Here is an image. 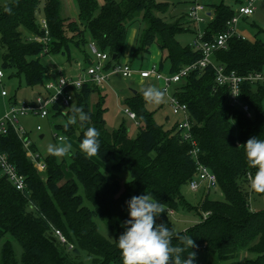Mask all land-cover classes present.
<instances>
[{
	"label": "trees",
	"instance_id": "1",
	"mask_svg": "<svg viewBox=\"0 0 264 264\" xmlns=\"http://www.w3.org/2000/svg\"><path fill=\"white\" fill-rule=\"evenodd\" d=\"M40 1H11L0 10L3 66L14 70L28 87L43 86L44 78L49 77L41 63L44 56L61 54L69 62L74 51L84 64H91L86 35L98 50L110 54L106 70L121 63L127 32L139 20L143 26L133 58L148 54L155 45L161 53L158 70L166 69L167 75L201 58L190 44L181 46L175 39L178 34H195L189 21L185 22L187 10L168 20V13L176 5L186 9L195 0H176V4L167 0H103L102 5L96 0H74L78 21L63 15L62 0H46L43 12L50 40L46 54L41 44L30 39L43 35L37 22ZM234 15L235 10L222 2L213 5V18L204 29L203 40L210 41L224 32ZM212 61L223 66L225 73L241 77L264 72V43L232 36L225 49L213 53ZM180 83L173 96L187 107L198 160L215 175L223 199L213 200L210 191L205 190L196 205L187 201L182 189L196 169L189 155L190 144L180 141L176 123L169 130L156 124L142 90L122 99L123 106L135 114L138 126L136 136L130 137L123 121L117 129L107 127L104 97L95 86L86 84L75 94L73 105L91 119L83 126L77 122L65 130L64 123L57 129L67 137L75 134L78 145L87 127L98 129L97 161L78 150L69 156L67 164L54 156L47 157L45 171L39 172L12 128L0 136V150L27 185L21 193L0 176V264L16 263L12 241L22 249V264H83L79 260L81 251L92 256L91 264H123L116 240L130 218L127 202L132 196L149 193L166 207L156 217L157 224L172 229L169 212L177 213L181 208L200 216L198 223L177 232L195 242L182 258L191 251H208L216 257V264H264V209L254 211L249 205V195L256 192L251 190L248 178L256 170L248 166L243 147L249 138L264 140V85L241 84V98L252 113L246 118L230 105L229 90L215 86L211 66L190 71ZM58 116L59 111L52 114ZM71 116L69 109L63 117ZM102 164L109 165L113 175L128 172L130 180L121 185L108 179ZM94 217L102 220L114 238L112 242L99 234ZM55 230L73 246L71 250L59 242ZM173 244L178 241L174 239Z\"/></svg>",
	"mask_w": 264,
	"mask_h": 264
},
{
	"label": "rangeland",
	"instance_id": "2",
	"mask_svg": "<svg viewBox=\"0 0 264 264\" xmlns=\"http://www.w3.org/2000/svg\"><path fill=\"white\" fill-rule=\"evenodd\" d=\"M11 1L17 0H0V10L3 9L8 3ZM170 4H176V0H167ZM245 0H200V3L205 6V12H211L213 14V5L224 3L229 6L232 10H236L239 6V3H243ZM46 0H41L37 13V22L39 20L44 19V4ZM63 3V15L66 16L67 11V2L66 0H62ZM66 8V9H65ZM188 7H181L176 5L174 9H172L168 13L169 21L174 20L183 14L184 10L186 11ZM75 11L76 7H75ZM210 20L207 18L206 23ZM185 22L188 20L185 18ZM188 24V23H187ZM189 25V24H188ZM142 24L140 20L132 25L128 32L125 42V47L123 53H127L126 59L122 57L120 62L129 63L134 69H148L152 68L154 65L158 68L159 63L161 61L160 57L155 58L157 52H159L158 48L155 45H152L149 48L148 54L143 55L142 57L134 56V51L136 47V41L140 30L142 29ZM187 27V26H186ZM237 34L243 37L245 40L249 42L260 41L264 43V0H256L255 2V11L252 16L248 18H240L238 24L236 25ZM194 38V34L192 32H186L182 34H178L175 39L181 46H188L191 44ZM85 39L89 44H91V40L89 36H85ZM87 46V48H88ZM161 54V53H160ZM71 57L73 60L82 61L79 59V55L76 52L71 53ZM72 60V61H73ZM76 62V63H77ZM42 65L48 70L54 71L57 73L58 68L63 69V73L67 72V58L64 55H47L41 58ZM75 63V62H73ZM76 63L74 66H76ZM82 65L85 66L82 61ZM0 72L3 74V78L0 82V118L5 114L7 107L10 102L16 103L17 105H22L25 103L32 102L39 94L42 93L43 86H38L35 88L28 87L23 80V78H19L15 75L14 70L7 69L3 66V49L0 47ZM166 74V69L162 72ZM63 74V75H64ZM46 77L44 78V82L46 81ZM118 80V81H116ZM43 82V84H44ZM158 82L154 79H148L140 81L136 79V77H132L130 79H121L119 76L110 77L107 82H105L102 86L101 95L104 97L103 107L105 108L104 120L109 129H117L120 123L123 121L126 128L128 129L129 136L135 137L138 131V126L135 121L129 120L124 114V106L122 104V93L126 92H138L143 88L148 86H156L158 87ZM180 84H173L171 88L165 93L164 101L160 104H151L147 103V109L150 112H153V118L156 124L162 126L165 130H169L175 126L180 120L179 115H174L169 106V97L173 95L175 88L180 86ZM162 87V86H161ZM159 88V87H158ZM5 92L6 96H2L1 93ZM95 98V96H93ZM94 100V99H92ZM91 100V103H92ZM69 110H64L63 113L67 114ZM64 115L58 117L49 116L46 119H41L38 116L28 115L25 117H20L18 119V124L21 126L27 133L29 137L30 143L33 147V153L38 154L40 159L44 161L47 157L52 156L47 152L48 144H57L58 137L65 136L59 129H57L58 125H62L68 121V118L63 117ZM40 127V130L37 131L36 127ZM234 133H237L236 128H234ZM42 136V138H40ZM57 136V138L55 137ZM67 137V136H66ZM68 142H70L73 146V153L79 150V145L76 142V135H72L71 137H67ZM27 156V155H26ZM70 156V155H69ZM69 156H65L63 158L55 157L57 160L64 162L67 164L69 162ZM93 160L97 161L93 156L91 157ZM101 170L105 173L106 177L110 180H117L121 185H124L126 182L130 180V176L128 172H121L117 175H113L110 172L109 165H101ZM205 190H200L198 192H190L189 189L184 187L182 189V194L186 197L187 201L192 205H196L200 200L202 194ZM80 193L82 194V190L80 189ZM210 198L213 200H222L223 197L219 191L211 190L209 194ZM133 197V196H132ZM131 197V198H132ZM249 205L251 210L258 211L264 209V195H259L258 193H251L249 195ZM88 205L87 203H85ZM89 206V205H88ZM127 213L129 214V208H127ZM170 213V212H169ZM169 222L171 224L172 229L175 232L185 231L191 226L195 225L200 221V216L196 213H193L192 210L181 208L179 212L172 213L169 215ZM94 222L97 226V230L100 235L104 238L112 242L114 240L112 234L108 231V229L103 224L102 220L99 217H94ZM2 246V240L0 241V250ZM12 246L14 249L15 255V264H22V249L20 245L12 241ZM79 260L83 264H91L92 256L88 255L86 252L81 251L79 253ZM216 257L208 251H198L195 254L194 264H216Z\"/></svg>",
	"mask_w": 264,
	"mask_h": 264
},
{
	"label": "built area",
	"instance_id": "3",
	"mask_svg": "<svg viewBox=\"0 0 264 264\" xmlns=\"http://www.w3.org/2000/svg\"><path fill=\"white\" fill-rule=\"evenodd\" d=\"M256 0H245L235 10V15L226 23V30L210 41L203 40L204 30L199 27L204 25L209 16L205 12V6L200 0H195L187 9V20L196 26L194 38L190 44L193 50L201 54L200 60L196 63L185 66L173 75H167L158 70L156 66L143 70H134L128 63H119L108 70L105 65L110 59L107 51H100L93 44H89L88 50L93 62L86 65L84 70H80L72 75L58 74L50 79L39 94L32 102L17 105L10 102L5 114L0 118V136L5 135L9 128H12L18 139L22 142L23 148L26 150L27 157L31 160L34 168L39 172L46 169L44 161L40 159L38 154L31 150V143L26 131L19 126L18 119L28 115L38 116L46 119L55 112L61 115L64 110H69L74 103L75 94L78 93L86 84L93 85L97 88L101 87L113 75L119 76L121 79H130L137 75L141 80L154 79L162 83L161 89L167 93L173 84H177L183 77L194 69L203 70L211 66L214 70V82L217 87H226L229 90V103L232 107L239 109L246 118H251L252 113L249 106L241 98V84L248 82L252 85H264V72L249 74L245 77L237 76L234 72L225 73L224 67L215 64L212 61V55L215 51L225 49L228 40L232 36H238L236 25L240 18H248L255 11ZM38 24L43 32L41 36L31 37V41L37 42L43 46L42 53L46 54L47 46L50 42L48 27L44 19L39 20ZM243 38V37H241ZM244 39V38H243ZM3 78L0 72V82ZM6 96L5 92L1 93ZM56 97V99H55ZM169 106L174 115H179L180 120L176 123V130L179 134L181 142L190 144L189 155L196 164L195 175L189 181L187 188L190 192H198L200 190L211 191L217 189V180L215 175L198 160V147L191 132V122L186 105L181 104L173 95L169 97ZM123 114L131 121H135V114L127 108H124ZM39 131L40 127H36ZM57 138V136H55ZM59 141V137L57 138ZM0 176L5 178L19 192L24 193L27 189L25 178L19 174L15 166L9 161L6 153L0 150ZM172 214V212H170ZM61 244L67 245L71 250L73 246L67 242L64 235L58 231H54Z\"/></svg>",
	"mask_w": 264,
	"mask_h": 264
},
{
	"label": "clouds",
	"instance_id": "4",
	"mask_svg": "<svg viewBox=\"0 0 264 264\" xmlns=\"http://www.w3.org/2000/svg\"><path fill=\"white\" fill-rule=\"evenodd\" d=\"M142 95L147 103L160 104L164 101L165 91L148 86L142 89ZM70 109L72 116L64 124L65 130L77 122L83 126L91 119L80 107L72 105ZM99 136L98 129L87 127L79 143V151L89 158L98 155ZM243 147L248 166L256 170L248 178L249 186L252 191L264 194V140L249 138ZM47 152L63 158L73 154V146L66 136H60L57 144H48ZM127 204L130 218L124 222L126 230L116 240L123 264H194V252L182 258L183 252L195 247L193 239L175 232L164 223H156V217L166 211L165 204L154 199L150 193L133 196ZM174 239L178 244H173Z\"/></svg>",
	"mask_w": 264,
	"mask_h": 264
},
{
	"label": "crops",
	"instance_id": "5",
	"mask_svg": "<svg viewBox=\"0 0 264 264\" xmlns=\"http://www.w3.org/2000/svg\"><path fill=\"white\" fill-rule=\"evenodd\" d=\"M97 1V3L99 4V5H102L103 4V0H96ZM66 2H67V13H66V16H68L69 18H72V19H74V20H76V21H78L77 20V12L75 11V3H74V0H66ZM66 9V8H65ZM64 11V10H63ZM207 15L209 16V20L211 21L212 20V18H213V14H211V12L209 13V12H207ZM189 23V27H190V29H192V30H196V26L194 25V24H191L190 22H188ZM206 25H207V23H205L204 25H201L200 27H199V29L200 30H204L205 29V27H206ZM160 51L159 52H157L156 53V55H154L155 56V58H157V57H160ZM123 57L126 59V57H127V53L125 52V53H123ZM79 59L81 60V58L79 57ZM77 60V59H76ZM76 60H71V61H67V65H68V67H67V72H66V74H64L63 73V69L62 68H58V70H57V73H55L54 71H51V70H48V72H47V76H49V77H46L47 79H46V81L44 82V84H43V86L50 80V79H52V78H54L56 75H58V74H64V75H72V74H75V73H77L78 71H80V70H84V68H85V66H86V64H85V66H83L82 65V61H76ZM73 62H77L76 63V66H74V64L75 63H73ZM155 66V65H154ZM134 69V68H133ZM134 70H136V69H134ZM139 70H143V69H139ZM114 76V75H113ZM113 76H111V77H113ZM136 77V79H139L140 81H143V80H141L137 75H135L134 76V78ZM116 81H118V80H116ZM157 85H158V87L159 88H161V86L162 85H160V83H157ZM102 87L103 86H101V87H99V88H97L100 92H101V90H102ZM133 92V91H132ZM132 92H124V93H122L123 95H122V99L124 98V97H127V96H129L130 95V93L131 94H133ZM40 138H42L41 136H40Z\"/></svg>",
	"mask_w": 264,
	"mask_h": 264
},
{
	"label": "water",
	"instance_id": "6",
	"mask_svg": "<svg viewBox=\"0 0 264 264\" xmlns=\"http://www.w3.org/2000/svg\"><path fill=\"white\" fill-rule=\"evenodd\" d=\"M132 93L135 94L136 92L133 91ZM41 137H42V136H41Z\"/></svg>",
	"mask_w": 264,
	"mask_h": 264
}]
</instances>
